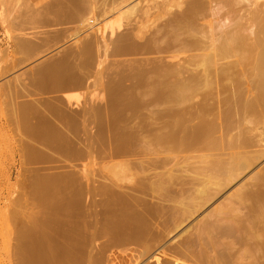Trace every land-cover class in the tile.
I'll list each match as a JSON object with an SVG mask.
<instances>
[{
  "label": "rangeland",
  "instance_id": "1",
  "mask_svg": "<svg viewBox=\"0 0 264 264\" xmlns=\"http://www.w3.org/2000/svg\"><path fill=\"white\" fill-rule=\"evenodd\" d=\"M176 1L178 0H0V242H8V248L16 245L10 235H18L14 230L18 231L17 227H20L16 211L22 213L24 207H27V222L30 225L34 219L42 223L52 220L56 216L53 208L56 205L66 206L70 196L67 184L72 175H85L102 181L110 180L116 173L122 174L131 168V172L136 170L142 173L140 179L149 184L156 181L154 177L157 172L162 173L160 164L165 163L166 158H171L172 163H167L170 165L167 169L188 170L186 175L190 177V184L184 189L189 192L183 199L189 201L201 183L195 176L201 163L192 157L202 151H165L160 139L170 133L175 132L178 139L190 137L195 128L206 123L214 124L217 128L211 139H221L223 130L220 132V128L224 121L226 127L230 126V132L232 128L229 135L239 134V139L242 136L247 139L246 136L253 133L250 135L252 139L255 137L253 140L249 136L253 144L255 139L260 141L261 133L258 135V132H262L261 141L264 142L263 118L251 115V120L252 116L258 119L256 122H253L255 119L251 121L258 129L250 128L241 121L244 124L241 126L247 131L244 130L246 136H241L242 128L238 127V121L232 114L235 112L225 111L219 96L220 78L216 74L217 68L211 70L212 87L205 89L201 86L186 102L173 104L168 100L157 99L153 87L160 79L159 70L162 67L177 66L186 55L178 51L183 42V31L177 30V26L171 22V15L177 8L173 6ZM80 79L83 82H79ZM245 85L243 87L247 88L248 84ZM250 86L254 88L253 84ZM243 87L242 91L246 92ZM113 95H117L122 102L135 101L137 104L125 110L123 103L115 104ZM236 115L239 120L241 115ZM259 120L262 124H259ZM44 125L51 128V135L61 133L64 136L65 139L60 142L63 146L53 147L51 135L48 136L50 131ZM248 128L256 132H251ZM131 135L137 137L142 145L148 144L149 148L138 157L113 155L110 144ZM231 135L228 140L231 138L232 141L235 136ZM223 138V145L219 142L220 139H216L222 145L217 143V150L221 147L225 150V146L230 144V141H226L228 137L225 139L226 143ZM240 141L236 145L238 150L235 146L232 148L233 145H227L229 147L226 151L221 148L220 154L240 153L244 139L242 144ZM262 143L241 153L245 156L247 150L260 151L264 148ZM25 145L27 149L22 150ZM248 151L247 155L251 156L252 153ZM33 153L37 154L36 158ZM223 157L221 159H229L228 156ZM156 160L163 163H157ZM128 161H131L128 164L130 168L125 165ZM245 161L252 163L253 159L242 160L243 163ZM126 166L128 168L125 169ZM19 171L24 173L21 178L19 174L22 172ZM178 172L179 170L175 174L185 176ZM11 173L18 178L10 181L5 179ZM262 177L264 156L195 217L188 219L184 227L182 225L175 234L172 232V236L168 235L161 245L166 247L168 244L170 247L186 239L188 233H183L186 228L195 233L199 224L210 213L213 215L215 208L226 209L234 194L245 192L244 188L240 191L242 186H249ZM46 178L54 181L48 203L36 197L41 191L36 184ZM126 184L134 185L120 183L123 186ZM10 185L13 187H9ZM155 196L159 198L157 194ZM147 198L155 202L152 197ZM8 208L10 212L11 209L14 212H8ZM96 209L97 213L104 214L107 208L100 205ZM6 210L11 215L7 216L13 218L12 214H15L13 219L6 217ZM101 214L95 219L88 217L90 222L92 218L95 220L91 227L97 232L106 231L109 222ZM170 226L168 225L169 228ZM17 238L18 236L14 239L16 242ZM54 238L60 240L57 234ZM104 241L99 242L102 244ZM97 247L95 251L90 249V254L87 253L89 255L86 254L84 259L89 264L112 263L104 259L102 261L101 258L105 256L96 254ZM6 248L0 246L1 256L4 249L8 251ZM157 250L151 251L146 257L137 256L130 258V261L127 259L122 264H148L154 258L152 255H157ZM113 263L118 264L115 261Z\"/></svg>",
  "mask_w": 264,
  "mask_h": 264
},
{
  "label": "bare ground",
  "instance_id": "2",
  "mask_svg": "<svg viewBox=\"0 0 264 264\" xmlns=\"http://www.w3.org/2000/svg\"><path fill=\"white\" fill-rule=\"evenodd\" d=\"M174 5L177 8L171 15V22L177 26V30L183 31L184 38L178 51L186 53V55L182 57L183 59L177 66L158 69L160 79L153 87L157 99L168 100L173 104L186 102L195 95L201 86L205 89L212 87L211 70L217 68L216 74L220 78L219 96L225 111L232 110L231 112L243 117L240 116V119L237 120L239 117L232 113L238 121L236 122L238 127L246 123L250 128L258 129L256 125V127L253 125L254 123H251L255 119L252 116L251 120V115L260 116L264 121V0H178L173 3ZM245 84H248L247 88L243 87V85L246 86ZM250 84H253L254 88ZM242 87L244 90L246 89V92L242 91ZM113 97L115 104L123 103L125 110L137 104L135 101L132 103L122 102L117 95H113ZM228 102H230L229 106ZM221 109L223 110V107ZM257 120L255 119L253 122ZM241 121L243 123H240ZM45 127L50 131L48 135L50 136L51 128H47V125ZM236 127V130L242 128L241 136L247 132L242 126ZM244 127L247 128L246 125ZM221 129L223 130L222 135L225 137H222L224 142L230 141V144L227 145L230 147L233 145L232 148L234 146L236 148L237 142L241 139L244 141L243 144L242 140L240 141L242 145L239 144L238 148L242 147V151L256 147L263 142V140L261 141L262 132H258L259 130L257 132L258 135L261 133L259 137L261 142L255 139L252 144L255 137L253 136L252 139L253 133L251 132L254 130L250 129L252 135L247 133L251 135L249 136L252 140L246 135L247 139L243 136L239 139V134L238 136L234 135L235 137L230 134L231 137L238 139L237 141L232 138V142L231 138L228 140L230 126L226 127L223 121L220 132ZM216 130L214 124L204 123L195 128L190 137L178 139L173 132L160 139L164 144L163 149L169 153L174 151L181 153L184 150H186L185 152L195 150V153L202 151L200 154L198 153L199 155L197 154L198 156L192 157L201 163V167L195 174L196 180L201 183L190 196L189 201L183 199L184 195L189 192L184 189L190 184V177L186 175L188 170L167 169V166H170L168 164L171 158H166L165 163L156 160L157 163H163L160 164V168L165 172L163 170L162 173L157 172L154 177L156 181L149 184L140 179L142 173L136 170L130 171L131 168L128 164L131 161L125 164L129 166V170H123L122 174L116 173L110 180L103 179L101 181L85 175L76 177L72 175V179L67 184L70 196L66 206L56 205L53 208L56 216L52 220L42 223L40 220L34 219L33 224L30 225L27 222V219L29 220L27 207H24L25 211L23 210L22 213L16 211V214L19 215L17 217L20 227L18 226L19 222L16 221L19 229L14 231L18 232V235L13 233L14 238L13 234H9L12 237V242H15L16 245H10L8 248V242H0V246L8 248L7 253L4 249V255H0V264H89L88 260L84 259L85 255L91 252L90 249L95 251L101 240L105 241L97 247L96 254L101 257L105 256V258H101L102 261L103 259L112 263L115 261L118 264H122L127 259L130 261V258L137 256L146 257L155 249H158L157 255H152L154 258L149 260L148 264H264V177L259 178L253 184L250 183L249 186H242L240 191L244 188L245 192L234 194L226 209L225 207L215 208L213 215L210 213L199 224L195 233L189 232L190 228H186L183 232L189 235L185 237L186 239L183 238L184 240L181 239L182 241H178L177 244L170 247L168 244H165L166 247L162 246V242L165 243L168 235H173L182 225L184 227L188 219L195 217L264 156L263 142L262 150H256V152L254 150V153L247 150L252 153L251 156L247 155L246 151L245 156H250L249 158L253 159L252 163L242 162L244 159H249L241 153L242 151L236 152V154L227 151L229 154L225 155L229 159H221L223 156L226 157L222 155L225 152L220 154L223 149L221 147L223 145L222 138H219L220 140L216 138L222 142V145L213 136V140L211 139L212 133H215ZM255 136L257 137L256 134ZM50 137L54 142L53 147L63 146L60 142L65 138L61 133L52 134ZM257 142L260 143L257 144ZM217 143L221 145L222 149L217 150ZM196 145L201 148H196ZM227 145L225 150L223 149L224 151L229 147ZM109 147L113 155L129 157H138L140 153L149 148L148 144L142 145L139 139L132 135L129 138L123 137L115 144L111 143ZM232 148L231 150H233ZM26 149L25 145L22 150ZM23 154L26 156V153ZM33 154L36 158L37 154ZM215 154L217 156L213 158ZM219 154L220 157H218ZM253 154L256 155L253 156ZM127 166L125 169L128 168ZM178 170V173L185 174V176L176 175ZM23 171H19L22 174L18 173L20 178L24 174ZM6 176L5 179L9 181L15 177L18 178V176L14 177L12 173ZM201 176H203L202 179ZM53 182L49 178L39 181L36 186L41 191L36 197L44 199L45 203H48L51 198ZM125 182L134 185H120ZM100 189L104 191L101 192ZM147 197H152L155 202L148 200ZM100 205L107 208L104 214L97 213L96 208ZM12 211L14 212L11 209ZM32 211L34 212V210ZM8 212L6 217L11 216ZM8 214L10 216H7ZM13 214L14 218L15 214ZM100 214L104 215L105 220H109L106 231L103 230V232L94 231L91 227L95 221L93 218L95 219ZM73 217H76V221L72 219ZM88 217H93L92 222ZM13 218L10 217V219ZM112 218L116 219L110 220ZM70 224L74 225L66 228ZM168 225H171L170 228ZM55 234L60 237V240L54 238ZM182 235L180 236L183 237ZM16 236H18L17 242L15 241ZM88 257L91 261V257Z\"/></svg>",
  "mask_w": 264,
  "mask_h": 264
},
{
  "label": "crops",
  "instance_id": "3",
  "mask_svg": "<svg viewBox=\"0 0 264 264\" xmlns=\"http://www.w3.org/2000/svg\"><path fill=\"white\" fill-rule=\"evenodd\" d=\"M79 82H83V81L80 79Z\"/></svg>",
  "mask_w": 264,
  "mask_h": 264
}]
</instances>
